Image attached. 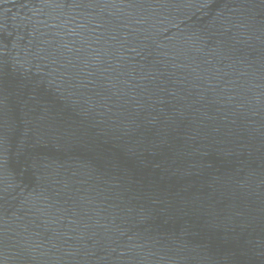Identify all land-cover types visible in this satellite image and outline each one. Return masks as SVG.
Instances as JSON below:
<instances>
[{"label":"water","instance_id":"1","mask_svg":"<svg viewBox=\"0 0 264 264\" xmlns=\"http://www.w3.org/2000/svg\"><path fill=\"white\" fill-rule=\"evenodd\" d=\"M0 264H264V0H0Z\"/></svg>","mask_w":264,"mask_h":264}]
</instances>
